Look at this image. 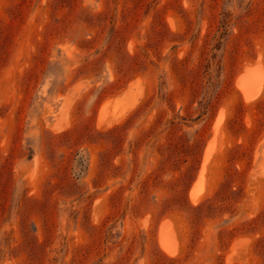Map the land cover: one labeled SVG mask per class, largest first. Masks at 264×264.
I'll list each match as a JSON object with an SVG mask.
<instances>
[{
    "label": "rangeland",
    "instance_id": "obj_1",
    "mask_svg": "<svg viewBox=\"0 0 264 264\" xmlns=\"http://www.w3.org/2000/svg\"><path fill=\"white\" fill-rule=\"evenodd\" d=\"M262 68L264 0H0V264H264Z\"/></svg>",
    "mask_w": 264,
    "mask_h": 264
},
{
    "label": "bare ground",
    "instance_id": "obj_2",
    "mask_svg": "<svg viewBox=\"0 0 264 264\" xmlns=\"http://www.w3.org/2000/svg\"><path fill=\"white\" fill-rule=\"evenodd\" d=\"M258 59V58H257ZM262 61V60H261ZM260 61V62H261ZM254 63V62H253ZM253 63H251V64H253ZM257 63V62H256ZM259 64V63H258ZM261 69V68H260ZM262 69H264V68H262ZM243 73V72H242ZM264 74V73H263ZM259 75V74H258ZM239 77V76H238ZM239 83L238 84H240V86H241V88H242V90H243V92H244V96H245V98L246 99H252V98H254L260 91H261V89H262V86H263V79L261 78V77H259V76H257L256 74H254V73H251V72H249V71H246V72H244L243 74H241V76L239 77ZM248 83H252V87L251 86H249V84ZM264 89V88H263ZM263 92V91H262ZM261 95V94H260ZM244 98V97H243ZM253 101V100H252ZM248 103H250V102H248ZM220 113V112H219ZM107 114V113H106ZM104 117V116H103ZM106 117V116H105ZM220 119V118H219ZM105 120V119H104ZM216 120H217V118H216ZM102 122V121H101ZM110 123V122H109ZM215 124V123H214ZM219 124H220V122H219ZM215 145V144H214ZM207 150V149H206ZM208 151V150H207ZM209 152V151H208ZM206 154V153H205ZM204 154V155H205ZM209 154V153H208ZM208 158V157H207ZM204 166V165H203ZM205 167V166H204ZM205 172V171H204ZM204 178H205V176H204ZM203 179V178H202ZM205 180V179H204ZM201 181V179L200 178H198V181L197 182H195V183H197L196 184V186H194V187H192V189H191V191H190V196H191V198L192 199H196V198H198V196L200 195V192H201V187H200V182ZM203 182V181H202ZM203 184H205V183H203ZM193 186V185H192ZM204 187V186H203ZM202 187V188H203ZM204 189V188H203ZM203 196V195H202ZM171 224V223H170ZM166 225V224H165ZM172 225V224H171ZM171 225H168L169 227H171ZM167 226V225H166ZM162 228H164V226L162 227ZM174 228V227H173ZM160 230V229H159ZM161 231H163V229L161 230ZM164 232V231H163ZM162 232V234H160L161 236L163 235V234H165V232L163 233ZM167 232V231H166ZM160 233V232H159ZM159 235V236H160ZM160 236V237H161ZM163 236H165V235H163ZM176 237V236H175ZM164 239V237H161V239ZM166 238V237H165ZM171 238H173V236L171 237ZM179 238V237H178ZM174 239V238H173ZM165 240H168L167 238L165 239ZM173 241V240H172ZM177 241V240H176ZM162 242V243H161ZM174 242H175V239H174ZM160 243L162 244V247L166 250V251H168V253L170 254V252H173V250L172 249H175L174 247H169L170 245H167V243L165 242V241H161L160 240ZM159 243V244H160ZM169 244H170V242H169ZM172 248V249H171ZM177 249V248H176ZM175 252H176V250H174ZM174 252V253H175ZM177 252H179V250L177 251ZM173 254V253H172Z\"/></svg>",
    "mask_w": 264,
    "mask_h": 264
}]
</instances>
